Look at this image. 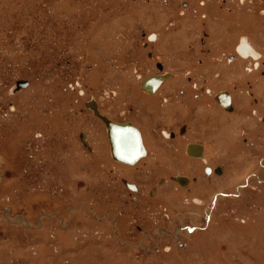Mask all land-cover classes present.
Returning <instances> with one entry per match:
<instances>
[{"label":"rangeland","instance_id":"rangeland-1","mask_svg":"<svg viewBox=\"0 0 264 264\" xmlns=\"http://www.w3.org/2000/svg\"><path fill=\"white\" fill-rule=\"evenodd\" d=\"M250 44L261 54L252 72L254 59L231 61ZM147 53L179 76L166 89H191L193 71L215 91L250 80L261 99L257 137L231 114L213 131L209 163L226 173L213 177L203 206L185 208L193 195L171 181L152 198V178L111 159L88 107L97 100L113 121H142L159 137L144 111L129 114L133 98L144 101L137 97L150 72L142 68L153 63ZM263 62L264 0H0V264H264ZM19 81L29 86L15 93ZM247 137L256 144L245 146ZM166 161L165 176L189 171ZM114 166L121 178L149 184L144 195L113 181ZM221 191L236 196L209 210Z\"/></svg>","mask_w":264,"mask_h":264},{"label":"flooded vegetation","instance_id":"flooded-vegetation-1","mask_svg":"<svg viewBox=\"0 0 264 264\" xmlns=\"http://www.w3.org/2000/svg\"><path fill=\"white\" fill-rule=\"evenodd\" d=\"M241 45H243V42L240 40V46ZM250 45L255 50V52L261 56L260 51L257 52V48L255 47V45L254 46L252 44ZM146 47H148V45H146ZM241 50L243 51V53H245L248 56L241 55L240 50H238V46H237L235 55H232V60H231L232 63L236 65L237 62H239L241 59L244 61L241 60L240 64L248 61H252L253 63L252 59H254L256 64V66H254L255 69H251L250 66L249 68H247V71L250 72L255 70L257 71V65H258L257 57L253 56V51L250 52L249 48L245 46H243ZM146 57L148 60H152L153 63L150 65V67L142 68L143 71L145 69L147 71H150L149 74L145 75L144 78L141 79V83L138 89L140 95H138L137 98L141 100L143 99L144 101H142L140 105L137 102V99L135 100L133 98L131 103L133 104V106L129 109L131 113L129 112L128 113L131 115H135L137 113H141L144 111L146 113L147 122L151 126L157 125L158 128L160 127V136L155 138H153L152 136L150 137L146 130V126L144 125V123H142V121L139 120H130L126 122L113 121L110 117L104 115L100 111L101 110L100 105L97 100L95 101L91 100L97 104L100 113L106 116L111 121L121 124L128 123L136 126L140 131L143 145L146 150V154L136 163V165L133 166L129 164H124L122 162L113 159L111 155V148L109 149L110 152L109 156L115 163L124 165L127 171L129 169L131 170L136 169V171L138 170L139 173L149 174V177L152 178L149 182L152 185L149 191V194L152 198L156 197V195L160 193L161 189L167 187V184L171 181L172 183L175 184L176 190H178V192L181 191L184 193H188V195L190 196L193 195V197H191L190 200L188 199L183 201L182 204H184L185 208L191 209L192 208L191 206L193 207L203 206L206 200L205 199L207 195L206 193H208L212 189L213 177L216 176L221 178L224 177L226 173L224 167L215 166L212 163H209V162H213L210 151L212 133H214L213 131H215L216 129L218 133L219 128L223 127L225 124H227V122L230 121V118H228L230 117V115L228 114H231L237 116L231 119H237V122L240 126V130H242V132L243 129H248L253 131L257 137V132L260 130V125L257 124V115H258L257 108L258 106L259 107L261 106V101H260L261 99L257 98L256 89L252 85L250 80L248 81L245 80L244 85L243 82L240 81L241 82L239 83L240 90L238 88V85L236 84L237 87H232L229 89L224 88L215 91L211 87V78L204 75L203 73L197 74L194 73L193 71L189 72L190 75L186 77L188 84L192 87L191 89L189 90H186L185 88L166 89L164 88V85L178 82L179 76L173 73V71L170 68H168L164 62L162 63V60L157 59L152 53H147ZM196 63L201 64L203 63V60L198 59ZM259 66L260 64L258 65V67ZM226 72L227 71L225 70L222 72V74L220 72L218 79H220L221 77H225L224 74ZM167 75H170V77H166L159 86V88L156 89L153 93L146 92L142 89L143 81L151 77H162V76L164 77ZM261 86L263 88L257 90L258 93L259 90L260 91L262 90V94H263L264 85ZM238 90H239V94L241 95L244 94L246 96V99L248 100V104L246 107H244L242 103L239 104L237 103ZM166 93L175 96L177 100L179 99V103H176L174 105L173 104L168 105L167 107L165 104L169 103V98H161L162 94L163 96H165ZM226 93L229 94L231 98V107H232L231 110L226 109L219 103L218 98L221 97L222 94H226ZM222 98L224 99V101H226L227 99L226 97L224 98V96ZM181 101H183V104H186L185 105L186 107L182 106ZM175 102L177 101H174L173 103ZM135 103L138 106H136ZM89 108L91 110V113L94 114L91 107ZM197 109H199V111ZM215 112H218L219 114L217 115L215 114ZM128 113L125 112V114ZM241 116L244 117L245 119L250 120L249 121L250 123L247 124V122H245ZM215 118L217 119L220 118V119H218L219 121H215L214 120ZM97 119L101 121L99 118ZM101 122H102L101 125H103L105 134L108 139L106 125L104 124L103 121ZM259 122L264 124V117H259ZM166 127L170 129H166ZM210 128H212V132L209 131ZM86 139L89 143V146L92 147L93 149L94 147L91 145L88 136H86ZM107 141L109 143V140ZM243 142L245 143V146H249V147L254 146L256 144L253 140H250V138L248 137L243 138ZM151 143L155 144V146H153ZM158 144L159 147H157ZM194 146H195V150H194ZM190 147H191V151H193V153H195L196 155H199V157L191 156L188 153V148ZM199 147H201L202 150H200ZM172 149L174 150V152L172 151ZM99 150L100 149L98 148V152H97L98 154L100 152ZM166 160H175L176 168H179L180 170H184L185 168H188L189 171L184 173L168 174L165 176L164 174L167 173L163 174V172L165 167L167 166ZM131 170H129V172H131ZM111 173L113 174L112 177L113 181H117L118 177L121 178L120 172H117L115 166L111 170ZM157 175L158 177H155ZM253 176H255V178L257 179V174ZM176 178H180V181H177ZM250 179L247 180L248 185L250 183ZM258 179L260 183L261 178L258 177ZM125 181L133 185L135 189H130L125 184ZM120 182L123 185L126 192L140 196L144 195L146 187L149 186V184H146V182L135 180L133 177H129V178L122 177ZM248 185H245L243 188H246ZM214 196L215 198L213 199ZM233 196L235 197L236 195L235 194L232 195V193L225 191H221L220 193L218 192L212 195L211 201L208 204L209 210L216 209L218 207V202L220 197L230 198ZM191 213L192 212H190V214ZM194 213L195 212H193L192 214ZM211 218H212V213L209 214L208 219L211 220ZM183 229L189 230L190 233H193L198 228L192 226H185Z\"/></svg>","mask_w":264,"mask_h":264},{"label":"water","instance_id":"water-1","mask_svg":"<svg viewBox=\"0 0 264 264\" xmlns=\"http://www.w3.org/2000/svg\"><path fill=\"white\" fill-rule=\"evenodd\" d=\"M166 77H170V75L162 76V77H151L142 82V89L146 92L153 93L156 89L159 88L161 83ZM29 86L28 81H19L16 84L14 92H19ZM226 97V101L222 98ZM219 103L228 110H231V98L229 94H222L221 97L218 98ZM89 107L93 108L94 115L102 120L106 127L108 133L109 144L111 148L112 158L122 162L124 164L136 165V163L146 154V150L143 145L142 137L139 129L133 124H121L115 123L108 119L106 116L100 113L97 104L94 101H91L88 104ZM84 144L88 146L86 137L84 135L81 136ZM202 150L201 147H199ZM195 150V146H194ZM188 153L191 156H197L193 151H191V147L188 148ZM177 181H180V178H176ZM125 184L130 189H135L133 185L129 184L125 181Z\"/></svg>","mask_w":264,"mask_h":264},{"label":"bare ground","instance_id":"bare-ground-1","mask_svg":"<svg viewBox=\"0 0 264 264\" xmlns=\"http://www.w3.org/2000/svg\"><path fill=\"white\" fill-rule=\"evenodd\" d=\"M250 46H248L247 48H249ZM249 51L251 52V51H253V56H255V57H257V56H259V54L258 53H256L253 49H251V48H249ZM248 51V52H249ZM247 52V53H248ZM241 53V55H243V56H248V55H246L245 53H243V51H241L240 52ZM92 110H93V108H91ZM102 121V120H101ZM105 124V123H104ZM107 128V127H106Z\"/></svg>","mask_w":264,"mask_h":264},{"label":"snow or ice","instance_id":"snow-or-ice-1","mask_svg":"<svg viewBox=\"0 0 264 264\" xmlns=\"http://www.w3.org/2000/svg\"><path fill=\"white\" fill-rule=\"evenodd\" d=\"M152 39H154V37H152Z\"/></svg>","mask_w":264,"mask_h":264}]
</instances>
